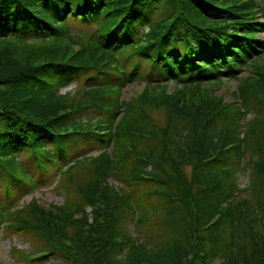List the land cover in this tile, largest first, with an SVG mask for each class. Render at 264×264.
Wrapping results in <instances>:
<instances>
[{"label": "trees", "instance_id": "obj_1", "mask_svg": "<svg viewBox=\"0 0 264 264\" xmlns=\"http://www.w3.org/2000/svg\"><path fill=\"white\" fill-rule=\"evenodd\" d=\"M263 34L264 0H0V179L33 180L27 151L65 197L0 203L16 257L264 264Z\"/></svg>", "mask_w": 264, "mask_h": 264}, {"label": "rangeland", "instance_id": "obj_2", "mask_svg": "<svg viewBox=\"0 0 264 264\" xmlns=\"http://www.w3.org/2000/svg\"><path fill=\"white\" fill-rule=\"evenodd\" d=\"M75 31L81 29L79 25H74ZM264 38V34H263ZM247 73L242 74L245 76ZM237 80H224L222 87L217 88L215 91L217 96H223L227 101H232L231 94L237 89ZM77 87L76 82L67 83L65 86L60 88V92L65 94L67 92H73ZM142 86L140 84H135L124 88L123 98L129 99L131 96H135L139 91H141ZM55 154V149H53ZM100 151L95 144H87L85 146L77 148H69L63 154L57 155V160L63 164H70V162L77 156H98ZM56 155V154H55ZM26 168L31 174H33V180L27 181L21 184H7L2 179H0V202H9V205L13 209H18L27 203L31 202L33 199H37L41 204L45 206L49 205H61L64 202V194L61 190L56 189L55 185L59 179L58 171L56 166L49 167L48 169L41 170L37 167L36 161L32 158L29 152L24 151L22 153ZM80 158V157H79ZM249 173L241 176L239 184L242 188L249 185ZM110 182L115 184L117 187H121L122 184L116 181L115 178H111ZM90 210V209H89ZM133 236L139 237V235L132 230ZM34 246L27 238L7 234L6 232H1L0 230V260L2 264H24L16 257L14 254L15 250H20L23 252H32ZM218 263V262H217ZM34 264H72L68 260L57 259L54 257H47L37 261Z\"/></svg>", "mask_w": 264, "mask_h": 264}]
</instances>
